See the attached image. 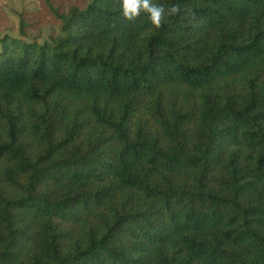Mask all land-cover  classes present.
<instances>
[{
	"label": "trees",
	"instance_id": "trees-1",
	"mask_svg": "<svg viewBox=\"0 0 264 264\" xmlns=\"http://www.w3.org/2000/svg\"><path fill=\"white\" fill-rule=\"evenodd\" d=\"M152 2L0 38V264H264V0Z\"/></svg>",
	"mask_w": 264,
	"mask_h": 264
},
{
	"label": "rangeland",
	"instance_id": "rangeland-1",
	"mask_svg": "<svg viewBox=\"0 0 264 264\" xmlns=\"http://www.w3.org/2000/svg\"><path fill=\"white\" fill-rule=\"evenodd\" d=\"M91 0H0V38L43 43L60 31L57 15L83 9ZM23 29L24 36L21 35Z\"/></svg>",
	"mask_w": 264,
	"mask_h": 264
},
{
	"label": "clouds",
	"instance_id": "clouds-1",
	"mask_svg": "<svg viewBox=\"0 0 264 264\" xmlns=\"http://www.w3.org/2000/svg\"><path fill=\"white\" fill-rule=\"evenodd\" d=\"M122 16L126 20H134L143 11L156 28H160L166 16H172L180 12L179 5H173L165 9L162 5H157L152 0H122Z\"/></svg>",
	"mask_w": 264,
	"mask_h": 264
}]
</instances>
